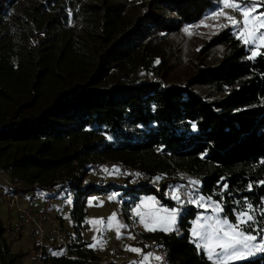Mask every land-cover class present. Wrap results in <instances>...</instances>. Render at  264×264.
<instances>
[{"label":"trees","instance_id":"1","mask_svg":"<svg viewBox=\"0 0 264 264\" xmlns=\"http://www.w3.org/2000/svg\"><path fill=\"white\" fill-rule=\"evenodd\" d=\"M54 1L0 0V169L13 182L74 193L73 257L48 261L99 259L81 230L88 195L105 187L83 182L106 157L147 178L123 188L132 196L126 212L145 193L176 205L167 190L184 169L231 221L251 204L264 229V48L249 59L231 26L188 39L186 26L205 19L215 0ZM140 70L152 77L139 78ZM157 176L160 189L150 182ZM199 210L187 206L176 231L146 235L168 264H215L192 243ZM5 234L0 220V262L16 264L22 255ZM232 264H264V252Z\"/></svg>","mask_w":264,"mask_h":264},{"label":"rangeland","instance_id":"2","mask_svg":"<svg viewBox=\"0 0 264 264\" xmlns=\"http://www.w3.org/2000/svg\"><path fill=\"white\" fill-rule=\"evenodd\" d=\"M92 1L97 2V0ZM131 2L138 4L144 2V0H131ZM215 2V8L209 10L206 18L202 20L204 21V24L199 22L195 25L186 26V28L191 29L190 35L186 33L188 39L198 35L212 34L222 29L217 27V25L227 23L226 17L221 16L219 19L211 18L214 13H219L222 9L227 15L232 16L235 20L243 21V16L238 8L232 9L223 7V0H215ZM230 2L237 3L242 7L244 6L243 0H230ZM52 5L56 8L65 6L67 5V0H55ZM252 15L256 17L264 15V2L257 0L255 11ZM233 31L238 36L237 29L233 28ZM259 31L264 32V28L259 29ZM258 42L262 47L254 50L261 52L264 48V39L259 40ZM136 75L139 76V78L152 77L146 70H140ZM111 161L120 162L108 157L95 160L91 163V165H93L92 169L84 178L83 184L97 183L105 187L104 189L102 188L100 192L88 195L86 199L87 226L81 230V235L82 239L86 241V248L99 258L93 260L90 259V257H87L86 259L93 262V264H162L163 257L165 256L164 252L157 246L154 240L148 239L146 235H151L156 231H163L161 229L164 225L160 224L157 226L156 231H149L145 226V223L141 222V216H137L134 210L137 208V205H141L143 201H148L149 203L146 206L140 208V212L145 214L144 219L148 221L149 226H152L151 212L156 211L158 216L163 217L166 213H164L162 209L176 208L178 207L177 202L176 205L169 206L162 201L158 193L141 194L138 202L132 206L130 211H127L129 213L128 215L124 208V203L130 201L132 196L130 194H125V189L123 188L126 185L135 186L141 182H147V178L143 175H137L139 173L136 171H133L132 173H124L119 170L113 172V169H117V167L112 165ZM101 162L103 163L101 164ZM104 169H107L108 172H105ZM103 172H105V174H103ZM166 179L170 180L168 178ZM187 179L188 178H184L182 180L187 181ZM164 180L165 179L163 178L156 182L154 179L150 180V182H154L156 187L160 189ZM175 180H179V183H181L179 176L175 175ZM192 180L197 179L193 177ZM57 184L59 183L41 188L38 183L27 185L23 182H13L9 175L4 170L0 169V220L6 228L5 236L9 242L11 252L14 255H22L21 259H19L16 264H44V262L47 263L49 258L53 260L55 256L60 257L65 255L73 257L69 253V246L75 241L77 236L74 228L75 224L71 217L74 193L68 188H64L60 192L57 191ZM108 186L113 187L107 189L109 188ZM13 193H16V204L12 205V199L14 198ZM197 193L198 195L204 196L199 192V185L197 187ZM167 194L170 196L169 190H167ZM113 196H115V199H109V197ZM196 198L197 194L194 195L193 199ZM44 204L49 205L50 213L45 220L47 235L43 239V249L39 251V248H37L39 246H37L35 240L37 237L35 227L32 224L27 228L23 226L19 208L28 207V209L35 213L36 210ZM191 205L196 206L195 204ZM186 207L179 205L180 215L177 217L176 229L179 227L181 213ZM114 213L116 214V219L110 220ZM201 214L210 216L212 215V212L210 209L206 211L204 208H200L195 219L192 221L191 228L195 226L194 222ZM220 216L221 218H227L231 223H236L226 217L223 212L220 213ZM33 217L37 218V215H33ZM94 219L102 220V223L95 226L89 223ZM109 223L112 224L111 228L108 227ZM117 225H121L119 228V238L117 234ZM242 230L245 233H249L245 227ZM259 242L260 238L258 237L256 243ZM94 244L96 247L90 246ZM131 248L140 249L141 251H131ZM260 253L261 252H255L253 255L247 256L245 259H229L223 256L217 257L214 254L213 259L211 260L215 264L217 260L220 261V264H232L256 257ZM42 254L43 256H41ZM148 254L152 255L149 256ZM157 256L162 259L159 261L156 260L155 257ZM45 258H47V260Z\"/></svg>","mask_w":264,"mask_h":264},{"label":"snow or ice","instance_id":"3","mask_svg":"<svg viewBox=\"0 0 264 264\" xmlns=\"http://www.w3.org/2000/svg\"><path fill=\"white\" fill-rule=\"evenodd\" d=\"M256 2L257 0H243L244 6L242 7L237 3H231L230 0H223V7L232 9L238 8L240 10L243 16L242 22L227 15L223 9L219 13H214L211 17L212 19H219L221 16L226 17L227 23L217 25V27L227 28L232 26L237 29L238 39L243 41L245 45L249 46V50L252 53L249 59H255L257 55L262 54L254 49L261 48L262 45L258 41L264 39V32L259 31V29L264 28V15L261 17L252 15L255 11ZM261 2H264V0H261ZM201 24H204V21H201ZM184 31L189 35L191 34L190 28H186ZM104 171L108 172L107 169H104ZM117 171L118 169H113V172ZM161 179H163L162 176H157L155 181L158 182ZM199 184V180L190 179L188 181V185L191 186L193 191L185 193L187 203L195 204L197 207L204 208L206 211L210 209L212 215L205 216L201 214L200 217L196 219L194 222L195 226L190 229L192 243L197 248L206 251L209 259H213L214 254L217 257L223 256L229 259H245L247 256H251L255 252H264V236L261 235V231H264V229H261L257 222L253 206L247 204L240 212L236 213V223H231L227 218H221L220 213H222L224 209L218 201L213 200L211 197L198 195L197 187ZM227 187L228 185L226 183L223 184L224 189H227ZM248 187L250 190L252 185L250 184ZM183 188L184 186L182 185L169 186L170 198L177 202L178 207L173 209H162V211L166 213L163 217L158 216L156 211L151 212L152 226H149L148 221L144 219L145 214L140 212V208L146 206L149 202L143 201L141 205H137V208L134 210L135 214L141 216V222L145 223V226L149 231H156L157 226L160 224L164 225L161 229L163 231H176L177 217L180 215L179 205L185 202L181 195ZM193 194H197L196 199H193ZM109 199H115V196L109 197ZM259 216L264 218V210L260 211ZM115 219L116 214L114 213L110 220ZM89 223L95 226L101 224L102 220L94 219ZM245 226L250 229L249 233H245L242 230ZM108 227L111 228L112 224L109 223ZM116 227L119 238V228L121 225H117ZM252 231H255L256 234H251ZM258 237L260 238V242L256 243ZM90 246L96 247L95 244ZM130 250L135 252L141 251L136 248H131ZM148 255L151 256L152 254ZM155 259L159 261L162 258L157 256ZM216 264H220V261L217 260Z\"/></svg>","mask_w":264,"mask_h":264},{"label":"built area","instance_id":"4","mask_svg":"<svg viewBox=\"0 0 264 264\" xmlns=\"http://www.w3.org/2000/svg\"><path fill=\"white\" fill-rule=\"evenodd\" d=\"M113 162L114 161H111L112 165H115L119 171H122L124 173H132L133 171H137L134 168L127 166L126 164H124L122 162H114V163ZM102 163L103 162H101V164ZM103 174H105V172H103ZM177 176H179L181 179L180 180L181 183H179V185L184 186L181 195H182V198L184 199L185 202L181 205H182V207L189 206V205H191V203H187V197H186L185 193L193 191L191 186L188 185V181L190 179L192 180L193 176H191L190 173H188L184 169L179 170L177 173ZM184 178H188L187 181L182 180ZM13 194H14V198L12 199V205L16 204V201H15L16 193H13ZM194 195L195 194H193V198H194ZM44 205H41V207L38 208V210H36L35 213H33L30 209H28L27 206H26L27 208H19V210H20L19 212L21 214V220L23 222V226L25 228H27L29 225L32 224L35 227L36 236H37L35 238V240L39 246V251H41L43 249V239L47 235L46 228H45V220L48 218L49 213H50L49 205H45V206ZM32 214L37 215V218H34ZM153 246L155 247L154 244H153ZM41 256H43V254ZM44 264H51V262L49 260V261H47V263L44 262ZM162 264H168L166 255L163 257Z\"/></svg>","mask_w":264,"mask_h":264},{"label":"water","instance_id":"5","mask_svg":"<svg viewBox=\"0 0 264 264\" xmlns=\"http://www.w3.org/2000/svg\"><path fill=\"white\" fill-rule=\"evenodd\" d=\"M0 264H1V262H0Z\"/></svg>","mask_w":264,"mask_h":264}]
</instances>
